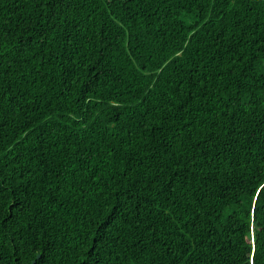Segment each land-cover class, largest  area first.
Segmentation results:
<instances>
[{"label": "trees", "instance_id": "16d2710c", "mask_svg": "<svg viewBox=\"0 0 264 264\" xmlns=\"http://www.w3.org/2000/svg\"><path fill=\"white\" fill-rule=\"evenodd\" d=\"M0 264H264V0H0Z\"/></svg>", "mask_w": 264, "mask_h": 264}]
</instances>
